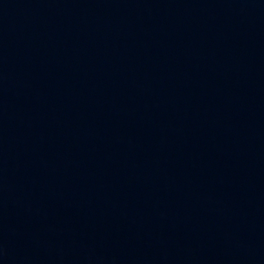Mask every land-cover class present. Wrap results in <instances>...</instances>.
<instances>
[{
  "label": "water",
  "instance_id": "obj_1",
  "mask_svg": "<svg viewBox=\"0 0 264 264\" xmlns=\"http://www.w3.org/2000/svg\"><path fill=\"white\" fill-rule=\"evenodd\" d=\"M0 264H264V0H0Z\"/></svg>",
  "mask_w": 264,
  "mask_h": 264
}]
</instances>
